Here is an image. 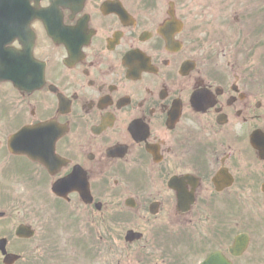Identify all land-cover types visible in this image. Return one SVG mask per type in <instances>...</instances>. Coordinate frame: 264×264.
<instances>
[{
	"label": "flooded vegetation",
	"instance_id": "af4514ba",
	"mask_svg": "<svg viewBox=\"0 0 264 264\" xmlns=\"http://www.w3.org/2000/svg\"><path fill=\"white\" fill-rule=\"evenodd\" d=\"M10 1L0 221L37 234L8 251L78 264L51 231L36 240L59 220L73 254L83 237L104 264H264V82L236 59L234 2Z\"/></svg>",
	"mask_w": 264,
	"mask_h": 264
},
{
	"label": "rangeland",
	"instance_id": "374dc122",
	"mask_svg": "<svg viewBox=\"0 0 264 264\" xmlns=\"http://www.w3.org/2000/svg\"><path fill=\"white\" fill-rule=\"evenodd\" d=\"M241 1V0H239ZM246 3L249 4L250 6V9H253L256 4H257V0H246ZM241 7H244V5H240ZM247 19H245L244 17H242V23H241V27L244 29V31L247 33V36L249 38V41H252V45H253V50L255 51V46L257 44V41H256V38H255V29H256V25H257V22H258V18L254 17V15H250V13H248L247 15ZM255 23H254V22ZM241 29V28H240ZM264 35V33H262ZM257 52H255L256 54L254 55V57H251L248 59V65L249 64H255L256 66H259L262 70V73L261 75L263 76L264 78V44L263 45H259L257 46L256 48ZM23 203V200L22 199H17L15 198L14 200H12V207L10 208V211H12L14 213V217L11 218V224H15L16 223V208ZM43 216H39V215H36L33 217L32 220H34V222L36 221H39ZM10 219V217H9ZM7 224V222H6ZM55 224V225H54ZM43 229H47L49 231L52 232L53 235H56L57 239H61V236L62 233H61V225H60V222L59 220H52V222L50 223H46L41 225L40 226V231H39V237L37 238V240H40V235L43 233L42 230ZM5 233H9V230L8 229H4V228H0V236L1 235H4ZM63 236V235H62ZM14 248H17L19 252L22 251V248H21V244L20 243H15L12 245ZM25 249V248H24ZM23 249V250H24ZM13 251V249H11ZM89 249L88 248H81L80 249V256L81 258H85L87 253H88ZM118 252V250L116 251ZM23 253V252H22ZM83 260V259H82ZM0 261H1V258H0ZM84 261V260H83ZM20 263L22 264H30L29 261H21ZM18 263V264H20Z\"/></svg>",
	"mask_w": 264,
	"mask_h": 264
},
{
	"label": "water",
	"instance_id": "95a60500",
	"mask_svg": "<svg viewBox=\"0 0 264 264\" xmlns=\"http://www.w3.org/2000/svg\"><path fill=\"white\" fill-rule=\"evenodd\" d=\"M18 234L22 235V236H29L31 235V231L28 229V227H25V226H21L18 230ZM1 244H4V240L0 241V248H4ZM10 259H15L16 256H12V255H9Z\"/></svg>",
	"mask_w": 264,
	"mask_h": 264
}]
</instances>
